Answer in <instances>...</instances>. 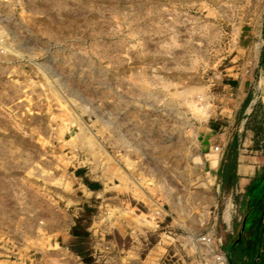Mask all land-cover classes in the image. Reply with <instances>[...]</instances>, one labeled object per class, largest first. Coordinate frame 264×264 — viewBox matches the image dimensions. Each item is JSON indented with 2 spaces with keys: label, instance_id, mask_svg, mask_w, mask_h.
<instances>
[{
  "label": "rangeland",
  "instance_id": "1",
  "mask_svg": "<svg viewBox=\"0 0 264 264\" xmlns=\"http://www.w3.org/2000/svg\"><path fill=\"white\" fill-rule=\"evenodd\" d=\"M263 86L264 0H0V264L74 228L83 264H216L208 149Z\"/></svg>",
  "mask_w": 264,
  "mask_h": 264
},
{
  "label": "crops",
  "instance_id": "2",
  "mask_svg": "<svg viewBox=\"0 0 264 264\" xmlns=\"http://www.w3.org/2000/svg\"><path fill=\"white\" fill-rule=\"evenodd\" d=\"M255 117L247 121L245 115L222 131L216 156L208 149L210 167L216 161L215 191L224 193L215 215L224 234L236 230L233 239L219 242L230 264H264V113Z\"/></svg>",
  "mask_w": 264,
  "mask_h": 264
},
{
  "label": "built area",
  "instance_id": "3",
  "mask_svg": "<svg viewBox=\"0 0 264 264\" xmlns=\"http://www.w3.org/2000/svg\"><path fill=\"white\" fill-rule=\"evenodd\" d=\"M214 150H219L218 145H213ZM210 238L209 235L204 234L200 236V239L202 240H208ZM55 250V254L51 255L49 258L48 264H83V262L80 260L79 255L75 252L71 251L68 246L66 245H59L56 244V247H52ZM218 252H221L223 256V262L226 264V258L221 250H217ZM16 253V252H15ZM15 253H6L7 255H13ZM28 264H42L40 260L35 262H29Z\"/></svg>",
  "mask_w": 264,
  "mask_h": 264
},
{
  "label": "trees",
  "instance_id": "4",
  "mask_svg": "<svg viewBox=\"0 0 264 264\" xmlns=\"http://www.w3.org/2000/svg\"><path fill=\"white\" fill-rule=\"evenodd\" d=\"M72 235L76 236V239L72 242V245H70V249L74 251L75 253H78L79 255L83 254V248L80 246V236L82 235V232L77 229H72Z\"/></svg>",
  "mask_w": 264,
  "mask_h": 264
},
{
  "label": "bare ground",
  "instance_id": "5",
  "mask_svg": "<svg viewBox=\"0 0 264 264\" xmlns=\"http://www.w3.org/2000/svg\"><path fill=\"white\" fill-rule=\"evenodd\" d=\"M206 242H209L210 241V238L208 239V240H205ZM214 252V254H215V257H216V259H217V262H216V264H225L224 262H223V256H222V254H221V252H216V251H213Z\"/></svg>",
  "mask_w": 264,
  "mask_h": 264
}]
</instances>
